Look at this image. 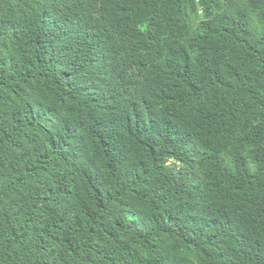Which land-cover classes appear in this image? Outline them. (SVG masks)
Returning a JSON list of instances; mask_svg holds the SVG:
<instances>
[{"label": "trees", "instance_id": "trees-1", "mask_svg": "<svg viewBox=\"0 0 264 264\" xmlns=\"http://www.w3.org/2000/svg\"><path fill=\"white\" fill-rule=\"evenodd\" d=\"M0 264H264V0H0Z\"/></svg>", "mask_w": 264, "mask_h": 264}]
</instances>
